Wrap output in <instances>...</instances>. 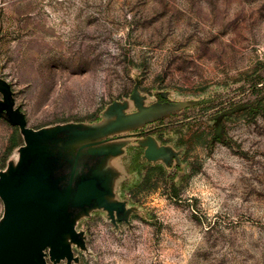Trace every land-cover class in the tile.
Returning a JSON list of instances; mask_svg holds the SVG:
<instances>
[{
	"label": "rangeland",
	"instance_id": "rangeland-1",
	"mask_svg": "<svg viewBox=\"0 0 264 264\" xmlns=\"http://www.w3.org/2000/svg\"><path fill=\"white\" fill-rule=\"evenodd\" d=\"M257 71L264 0H0V182L29 138L20 173L72 224V259L47 264H264V114L241 90ZM88 178L112 212L78 205ZM7 209L0 193V225Z\"/></svg>",
	"mask_w": 264,
	"mask_h": 264
},
{
	"label": "water",
	"instance_id": "water-1",
	"mask_svg": "<svg viewBox=\"0 0 264 264\" xmlns=\"http://www.w3.org/2000/svg\"><path fill=\"white\" fill-rule=\"evenodd\" d=\"M28 143V154L22 157L15 177H4L0 182V193L8 208V217L0 225V264H47V249L53 259L67 257L70 261L73 253L71 247L63 243V234H73L72 224L48 208L53 201L48 198L52 189L45 198H37L38 187L28 184L26 174L20 173L33 148L29 138ZM74 198L78 205L96 201L111 212L116 208L115 204L107 202L105 191L94 178L79 182Z\"/></svg>",
	"mask_w": 264,
	"mask_h": 264
},
{
	"label": "trees",
	"instance_id": "trees-1",
	"mask_svg": "<svg viewBox=\"0 0 264 264\" xmlns=\"http://www.w3.org/2000/svg\"><path fill=\"white\" fill-rule=\"evenodd\" d=\"M241 90L248 89L250 94L255 97V99L246 106V111L250 114H264V75L260 74L259 71L255 72L252 75L241 80ZM231 88L223 89L219 92L210 93L204 100L203 104L199 107L196 106L195 108L186 109L180 113L174 114L172 117L168 119L159 120L157 123H154L149 126V129L152 127L158 128V130L162 132H168L171 130L170 126L174 125H186V122L196 117L197 115L201 114H209L211 110L215 108V105L218 104H226L230 105V101L228 99V93L230 92ZM226 96H223L225 95ZM229 107L224 109L217 110L215 115H220L222 113L227 112ZM160 128V129H159ZM168 170L171 173L170 179L171 182L174 184V181L181 176L183 173V165L180 161L173 165H169Z\"/></svg>",
	"mask_w": 264,
	"mask_h": 264
},
{
	"label": "crops",
	"instance_id": "crops-1",
	"mask_svg": "<svg viewBox=\"0 0 264 264\" xmlns=\"http://www.w3.org/2000/svg\"><path fill=\"white\" fill-rule=\"evenodd\" d=\"M71 186H72V184H71Z\"/></svg>",
	"mask_w": 264,
	"mask_h": 264
},
{
	"label": "flooded vegetation",
	"instance_id": "flooded-vegetation-1",
	"mask_svg": "<svg viewBox=\"0 0 264 264\" xmlns=\"http://www.w3.org/2000/svg\"><path fill=\"white\" fill-rule=\"evenodd\" d=\"M47 250H48V249H47ZM47 250H46V251H47Z\"/></svg>",
	"mask_w": 264,
	"mask_h": 264
}]
</instances>
